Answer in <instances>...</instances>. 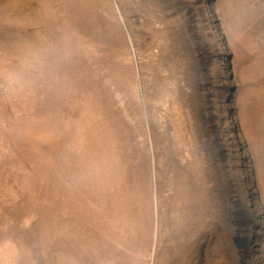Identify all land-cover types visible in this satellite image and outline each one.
Segmentation results:
<instances>
[{"label":"rangeland","instance_id":"1","mask_svg":"<svg viewBox=\"0 0 264 264\" xmlns=\"http://www.w3.org/2000/svg\"><path fill=\"white\" fill-rule=\"evenodd\" d=\"M0 264H264V0H0Z\"/></svg>","mask_w":264,"mask_h":264},{"label":"bare ground","instance_id":"2","mask_svg":"<svg viewBox=\"0 0 264 264\" xmlns=\"http://www.w3.org/2000/svg\"><path fill=\"white\" fill-rule=\"evenodd\" d=\"M176 236V235H175Z\"/></svg>","mask_w":264,"mask_h":264}]
</instances>
